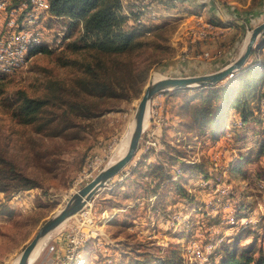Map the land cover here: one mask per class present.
<instances>
[{"label": "rangeland", "instance_id": "374dc122", "mask_svg": "<svg viewBox=\"0 0 264 264\" xmlns=\"http://www.w3.org/2000/svg\"><path fill=\"white\" fill-rule=\"evenodd\" d=\"M122 4L136 45L104 58L115 96L82 94L78 80L97 57L83 48V21L72 25L69 18L48 16L42 22L47 44L68 29L62 45L53 43L14 73L0 72V158L37 182L29 190L0 192V264L19 260L45 221L108 165L152 77L218 71L240 55L249 33L264 22V0ZM19 5L8 4V11ZM254 52L245 67L264 59V35ZM242 79L234 86V94L242 92L238 101L233 97L218 125L206 123L199 111L210 106V87L155 95L132 162L44 239L33 264H52V248L64 252L76 233L84 241L63 264H160L171 256L176 264H214L235 244L239 254L251 244L264 249V77L245 92ZM22 92L46 102L32 124L14 116Z\"/></svg>", "mask_w": 264, "mask_h": 264}, {"label": "trees", "instance_id": "16d2710c", "mask_svg": "<svg viewBox=\"0 0 264 264\" xmlns=\"http://www.w3.org/2000/svg\"><path fill=\"white\" fill-rule=\"evenodd\" d=\"M49 2V11L53 14L52 17L69 18L72 25L83 21L82 38L84 40L81 39L84 43L83 48L95 51L96 64H88L87 76L79 79L77 83L83 92L82 94L98 99L115 96L116 87L111 78L110 66L104 58L126 54L136 45L135 32L125 28L128 17L122 13V0H49ZM76 48L78 46L75 44L73 49ZM47 50L51 49L48 44L44 43L33 50L31 56ZM113 62L114 66L118 63L116 60ZM249 67L244 68V71L249 69L243 79L244 74L238 72L235 74L236 78L229 84L215 88L210 87L208 99L210 106L199 109L201 114H204L206 123L212 121L218 125L233 97L237 96L238 101V97L242 93L239 91L241 93L238 95L234 94L235 92L238 93L239 90L234 87L238 83V79H242L241 84L239 82V87L247 88L244 89V92L253 89L257 84L259 85V81L264 77V59L257 60L255 65ZM214 100L219 101L220 104L213 106L212 101ZM45 104L46 102L42 98H32L22 92L14 110V116L19 118L23 124H32L37 120ZM241 113L246 121L245 111L242 110ZM212 116L213 118H211ZM36 186L37 182L24 175L14 163L0 158V192H5L10 187L17 190H29ZM236 243H238V238ZM255 245H248L246 250L239 254L235 244L233 250H224L221 260L214 264H264V249H257ZM160 264H176V260L171 256L164 259Z\"/></svg>", "mask_w": 264, "mask_h": 264}, {"label": "water", "instance_id": "95a60500", "mask_svg": "<svg viewBox=\"0 0 264 264\" xmlns=\"http://www.w3.org/2000/svg\"><path fill=\"white\" fill-rule=\"evenodd\" d=\"M264 35V22L256 26L247 36L240 55L224 68L213 73L194 76H159L152 77L140 98L136 110L133 129L125 155L114 164L107 165L100 173L66 203L64 208L53 217L45 221L33 240L24 248L19 257L18 264H30V257L39 243L46 239L52 232L63 225L67 220L78 215L87 204L101 191L113 178L123 171L132 162L139 150L140 141L144 132L146 115L152 98L168 91H180L194 87L209 88L217 85L225 79L244 70L259 38Z\"/></svg>", "mask_w": 264, "mask_h": 264}, {"label": "bare ground", "instance_id": "6f19581e", "mask_svg": "<svg viewBox=\"0 0 264 264\" xmlns=\"http://www.w3.org/2000/svg\"><path fill=\"white\" fill-rule=\"evenodd\" d=\"M26 1H36V0H26ZM22 11V12H20ZM10 13H13L16 18L19 13H21L23 16H20L22 20V23H13V31L16 32H24V31H37L38 29H42V22L44 19H46L48 16L51 15L47 13V9H35L32 11H29L25 14L24 9H22V4L19 6L12 8L10 10ZM52 17V16H51ZM19 19V18H18ZM69 28V27H68ZM66 31L68 32V29L66 28ZM62 32L63 38H57L56 42H53L56 46H60L65 42L67 36L69 33ZM50 43L48 40H46V36L44 34H33V37H26L23 39L22 44V51H15V57L9 58V53L7 51L1 50V43H0V72L4 74L8 73H14L18 71L20 68L25 66L30 59L32 58L31 53L33 50L37 49L39 45ZM52 43V44H53ZM52 44H48L50 47ZM1 74V73H0ZM11 75V74H10ZM2 77V75H0ZM148 119V112L146 115V121ZM133 125L130 128V131H128L126 137L121 141V143L117 146L116 151L108 165L114 164L116 161H118L120 158H122L128 148L130 135L132 133ZM45 240H42L39 245L36 247L34 252L32 253L30 257V264H33L40 256L42 252V247ZM78 249V248H77ZM76 250V249H75ZM14 264H18V260L14 262Z\"/></svg>", "mask_w": 264, "mask_h": 264}, {"label": "built area", "instance_id": "2783aa9c", "mask_svg": "<svg viewBox=\"0 0 264 264\" xmlns=\"http://www.w3.org/2000/svg\"><path fill=\"white\" fill-rule=\"evenodd\" d=\"M11 3H20L22 4V9H24L25 14L29 11L35 9H47V13L53 15L49 11V0H36V1H26V0H6L3 3H0V43L1 50L7 51L9 53V58L15 57V51H22L23 39L26 37H33V34H42V28L37 31H24L16 32L13 31V23H18L24 19H18L13 13L8 11V4ZM58 19H61L58 17ZM57 38H63L62 35H56ZM208 55V53H207ZM83 211V210H82ZM85 236L83 234L76 233L69 237V242L67 248L64 252H61L59 249L52 248L54 252L55 259L52 260V264H63L66 258L69 256L70 252L75 251V248L78 244H82ZM62 253V254H61Z\"/></svg>", "mask_w": 264, "mask_h": 264}]
</instances>
